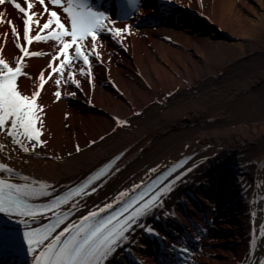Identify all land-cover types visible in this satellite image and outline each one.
<instances>
[{
    "label": "bare ground",
    "instance_id": "1",
    "mask_svg": "<svg viewBox=\"0 0 264 264\" xmlns=\"http://www.w3.org/2000/svg\"><path fill=\"white\" fill-rule=\"evenodd\" d=\"M162 1L143 0L140 9L124 21L114 20V12H108L114 21L109 26H127V31L120 37L105 33L98 39L90 67L85 66L90 75H79L82 61L77 64L74 70L79 87L62 82L58 102H54L53 93L59 73L45 84L38 100L45 110V150L36 147L33 151L29 144V153H24L10 137L0 134L4 146L0 163L16 174L0 173V177L24 183L19 177L28 176L53 186L54 194H59L87 179L98 166L115 160L109 173L94 185L98 190L79 201L72 217L76 219L141 179L148 182L149 169L160 166L163 171L191 157L185 167L195 165L193 170L163 198L162 207L153 209L142 218L141 226L126 234L127 240L106 264H157L156 252L153 257L147 251L148 242L156 241L153 234L167 237L163 252L170 253L169 244L180 249L184 243L187 251L190 235V255L201 264H259L264 259V112L256 113L261 107L258 98L248 97L264 82V46L257 40L264 33V0H164V5ZM18 2L23 5V0ZM33 3L34 10L43 11L39 0ZM160 5L168 6L163 12ZM0 11L17 26L20 43L25 44L22 14L7 3ZM46 19L45 15L41 23ZM221 35L227 38L226 43L248 38L252 48L262 53L261 70L254 81L234 83L233 88L221 92L208 86L200 89L195 83L221 80L234 64L228 55H236L243 47L239 41L226 44ZM211 37L214 41L210 43ZM28 48L47 53L24 60L23 70L32 79L21 77L20 88L30 95L41 70L48 79V64L58 48L52 41L33 42ZM18 55L11 29L0 25V56L15 66ZM241 62L242 58L238 59L237 63ZM69 70L73 69H65L63 79ZM117 120L127 123L120 126ZM249 165H253L251 170ZM233 166L249 169L245 174L242 170L237 179ZM226 173L233 183L225 181ZM205 185L215 186V191L204 195ZM223 185L235 189L224 191ZM236 190L241 191L237 196ZM201 249L204 253L198 255ZM22 251L25 259L17 263L32 264L27 249ZM206 253L213 254L211 261L204 257ZM168 260L176 264L172 258ZM0 264L10 263L0 258Z\"/></svg>",
    "mask_w": 264,
    "mask_h": 264
},
{
    "label": "snow or ice",
    "instance_id": "2",
    "mask_svg": "<svg viewBox=\"0 0 264 264\" xmlns=\"http://www.w3.org/2000/svg\"><path fill=\"white\" fill-rule=\"evenodd\" d=\"M6 3L22 14L25 44L20 43L17 26L11 19H6L4 11H0V25L6 24L11 29L15 47L21 53L15 58V66L0 56V134H6L14 145H18L24 153H29V144L33 151L47 144L42 139L45 110L38 102L45 84L54 74L59 73L60 78L55 79L57 90L53 93L56 98L54 102H58L61 99L59 89L62 82L64 85L79 87V81L75 78L77 72L74 70L77 64L82 61L79 75H90V72H85V66L90 67V58L97 48L98 39L105 33L113 38L120 37L127 31V26L125 29L110 27L114 21L104 11L95 9L94 0H47V4L45 0H39V5L43 6L42 12L34 10L33 0H23L26 7L18 0H0V6ZM49 4L62 9L64 16L56 10H50ZM123 4L135 9L138 0H123ZM45 15L47 19L41 23ZM36 29V34L30 35ZM45 32L46 35L41 34ZM4 35L7 37L8 33ZM48 41L54 42L58 48L48 64L51 69L48 79L45 78V70H41L31 94H25L20 88V78L32 79L23 70L26 67L25 58L47 55L41 51H29L28 46L33 42ZM96 59H100L99 54ZM57 60L59 63L55 64ZM65 69L73 70L67 71V78L63 79ZM116 123L124 126L127 122L117 120ZM3 147L0 145V149ZM76 150L80 151L79 145ZM190 159L186 157L163 171L160 166L149 169L146 174L150 177L148 182L141 179L130 189L119 192L111 201L102 206H94L76 219L72 217L80 207L79 201L98 190L94 185L109 173L115 160L63 194H54L53 186L28 176L19 177L24 183L0 178V215L25 229L23 240L32 257V264H106L120 244L127 240L126 234L133 231L134 227L141 226L142 218L153 209L162 207L163 198L193 170L195 165L185 167ZM0 173L16 175L3 163H0ZM45 197L48 198L46 202H37ZM3 223L0 220V226ZM259 264H264V259Z\"/></svg>",
    "mask_w": 264,
    "mask_h": 264
},
{
    "label": "rangeland",
    "instance_id": "3",
    "mask_svg": "<svg viewBox=\"0 0 264 264\" xmlns=\"http://www.w3.org/2000/svg\"><path fill=\"white\" fill-rule=\"evenodd\" d=\"M219 37H223L224 42L226 43L227 38H225V36L221 35ZM260 42H262L261 44L264 46V33L262 32V34L260 35V37H258V39ZM214 41V38H210V43ZM240 42L239 44L243 43V47L241 49V51L237 52V56L235 54L233 55H228V58H230L231 60H233L234 64L231 68L229 72L225 73L222 77L221 80H214V82H211L212 80H205L202 82V84H198L195 83L196 85H198L201 89V87H213L215 89V91H224L226 88H230L234 86V83H238L241 84L243 81H247V80H255L257 79L259 73H257V71L260 72V68H261V60H262V53L260 50L258 49H253L252 45L249 43L248 38L246 39H233L228 41L227 43H231V42ZM226 43V44H227ZM237 46V45H236ZM242 58V62L241 63H237L238 59L240 60ZM222 74V73H221ZM220 74V75H221ZM210 81V82H209ZM205 82V83H204ZM210 84V85H209ZM262 88L260 87L259 89H257V91L254 92V94H252L250 97H248L249 99L253 98V97H257L258 98V106H261L260 108L256 109V113H260L261 111L264 112V82L262 83ZM207 88V87H206ZM244 103V102H243ZM243 103L241 104L242 106ZM241 111H239L240 113ZM239 115V114H238ZM42 150L44 149V146L41 148ZM250 168L253 167V165H249Z\"/></svg>",
    "mask_w": 264,
    "mask_h": 264
}]
</instances>
